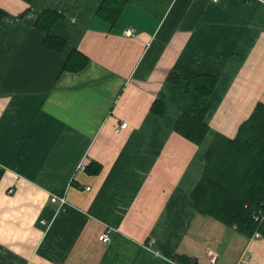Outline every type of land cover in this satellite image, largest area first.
<instances>
[{
    "label": "crops",
    "instance_id": "obj_1",
    "mask_svg": "<svg viewBox=\"0 0 264 264\" xmlns=\"http://www.w3.org/2000/svg\"><path fill=\"white\" fill-rule=\"evenodd\" d=\"M124 1L110 25L101 0H0V264H264V219L246 235L190 197L213 132L264 103V0ZM43 10L66 50L43 46ZM172 68L217 77L201 143L174 129L196 110Z\"/></svg>",
    "mask_w": 264,
    "mask_h": 264
},
{
    "label": "trees",
    "instance_id": "obj_2",
    "mask_svg": "<svg viewBox=\"0 0 264 264\" xmlns=\"http://www.w3.org/2000/svg\"><path fill=\"white\" fill-rule=\"evenodd\" d=\"M124 3V0H101L96 15L114 25ZM58 17L59 14L55 11L43 10L35 20V27L44 33L43 46L55 52L67 48L63 38L51 33ZM87 61L88 58L83 53L70 48L62 69L77 71ZM166 80L171 83L184 81L183 95L196 110L194 115L181 113L174 129L194 143H201L210 132L209 125L205 122L206 103L217 77L185 68H172ZM153 108L159 109L156 103ZM190 197L200 214L246 235H251L255 230L260 231L263 220L261 221L259 212L264 213V103L255 104L233 136L213 132L203 154L202 172ZM174 258L180 264H196L194 257L184 254H176Z\"/></svg>",
    "mask_w": 264,
    "mask_h": 264
},
{
    "label": "built area",
    "instance_id": "obj_3",
    "mask_svg": "<svg viewBox=\"0 0 264 264\" xmlns=\"http://www.w3.org/2000/svg\"><path fill=\"white\" fill-rule=\"evenodd\" d=\"M215 1V0H214ZM135 29L133 27H127L123 30V34L124 35H132L134 34ZM127 125L126 122H122L119 127H125ZM118 129V128H117ZM79 166H81V164H79ZM50 200L52 202H57V208L62 209L63 206L67 203L66 198H65V194L64 192L61 193H51L50 194ZM259 216L261 218V221L264 219V213L259 212ZM99 239L102 241H108L109 236H108V232H103L102 234L99 235Z\"/></svg>",
    "mask_w": 264,
    "mask_h": 264
},
{
    "label": "rangeland",
    "instance_id": "obj_4",
    "mask_svg": "<svg viewBox=\"0 0 264 264\" xmlns=\"http://www.w3.org/2000/svg\"><path fill=\"white\" fill-rule=\"evenodd\" d=\"M252 234L258 235V234H261V232L259 230H255Z\"/></svg>",
    "mask_w": 264,
    "mask_h": 264
}]
</instances>
